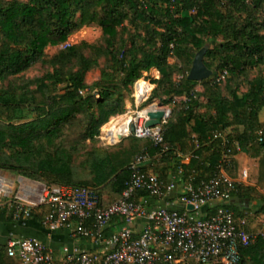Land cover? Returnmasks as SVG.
Segmentation results:
<instances>
[{"label":"trees","instance_id":"obj_1","mask_svg":"<svg viewBox=\"0 0 264 264\" xmlns=\"http://www.w3.org/2000/svg\"><path fill=\"white\" fill-rule=\"evenodd\" d=\"M262 5L264 0H0V83L40 62L53 68L0 89V170L49 187L92 188L103 206L121 196L131 177L130 165L143 152L151 156L153 173L164 180L182 169V181L198 185L220 174L226 154L233 157L223 168L234 177L240 152L260 158L264 175V137L259 139V132L264 134V76L246 77L250 69L264 67ZM86 27L100 29L103 43L66 45ZM129 28L134 34L127 44L121 34ZM61 45L64 50L46 58L47 48ZM88 48L104 56L109 68L91 85L85 83V72L97 62L84 55ZM203 48L204 63L213 75L192 81L188 74ZM74 65L79 68L71 69ZM153 69L160 75L153 93L172 109L164 126L167 150L136 137L87 150L104 124L126 113L134 82ZM224 71L225 80L218 82ZM188 155L190 161L183 162ZM105 189L110 197L103 195ZM140 196L151 207L163 204L147 192ZM258 200L263 203L264 196L239 183L227 206L251 224L264 214V204L257 211L248 209ZM215 210L206 207L202 218ZM45 213L42 207L29 220L42 226ZM0 222H14L8 206L0 207ZM0 249V264H18L6 245ZM241 257L239 264H264V238L242 248Z\"/></svg>","mask_w":264,"mask_h":264},{"label":"built area","instance_id":"obj_2","mask_svg":"<svg viewBox=\"0 0 264 264\" xmlns=\"http://www.w3.org/2000/svg\"><path fill=\"white\" fill-rule=\"evenodd\" d=\"M226 76L224 71L217 81ZM153 91L154 85L147 76L137 79L132 86V106L104 124L96 140L110 147L136 137L167 150L164 126L172 109L150 102ZM160 109L165 112L160 124L147 127L149 114ZM259 134L263 141V132ZM237 149L240 150L239 145ZM191 157H184L183 162L188 163ZM232 157L226 154L224 164ZM150 161L148 152L135 157L125 190L107 206L100 204L99 195L92 188L49 187L23 176L10 177L0 170V207L11 209L14 222L24 224L34 211L45 207L42 227L48 233L66 230L72 237L87 238L101 247L100 252H89L68 245L58 260L43 241L20 237L7 241L8 256L18 260V264H239L241 249L264 238V216L250 226L248 218H237L227 206L239 182L226 173L224 164L220 174L194 185L191 179L182 181V169L168 180L144 171V165ZM243 177L248 178L247 171ZM142 192L163 204L151 207L148 199L140 196ZM175 193L180 196L171 199ZM190 205L193 209H189ZM209 206L216 210L204 219L203 212ZM116 220L123 223L122 227L107 235V229ZM142 221L144 225L138 229L137 224Z\"/></svg>","mask_w":264,"mask_h":264},{"label":"crops","instance_id":"obj_3","mask_svg":"<svg viewBox=\"0 0 264 264\" xmlns=\"http://www.w3.org/2000/svg\"><path fill=\"white\" fill-rule=\"evenodd\" d=\"M159 74V72L156 70ZM147 74V73H145ZM144 74V75H145ZM202 86L199 85L197 90L202 91ZM132 106V100L127 101V109ZM260 119L264 123V110L260 113ZM236 169L239 171V177H232L237 180L239 183H242L245 186H250L256 189V191L264 196V175L259 173L262 172L260 158H252L246 152H240L235 157ZM151 161L146 163L144 167H148V171H152ZM248 172V178L243 177V172ZM239 205V201L235 200ZM264 204L258 200V202H252L248 209L251 207L254 211H257L258 206ZM254 216V215H253ZM264 216V214H262ZM262 216H259L260 218ZM252 218V217H251ZM253 220V218H252ZM258 221L253 220L250 226L256 225ZM144 225V222L137 224L138 229H141ZM122 227L121 222L114 221L110 227L107 229V235H110L112 232L117 231ZM38 238L43 241L47 247L54 253L55 257L60 260L63 257V248L65 246H77L81 250L89 252H100L101 247L95 245L89 239L84 237H72L70 233L66 230H60L55 233H48L39 223L28 220L24 224H19L16 222L12 223H1L0 222V245H6L7 241L11 238Z\"/></svg>","mask_w":264,"mask_h":264},{"label":"rangeland","instance_id":"obj_4","mask_svg":"<svg viewBox=\"0 0 264 264\" xmlns=\"http://www.w3.org/2000/svg\"><path fill=\"white\" fill-rule=\"evenodd\" d=\"M262 12H264V5H262V8H261ZM259 19L260 21H262L264 19V14L260 13L259 14ZM132 34H134L133 32V29H130L129 28V31L125 34H121L122 38L125 39L127 42V44L129 43V40H130V37L133 36ZM82 42H86L88 44H94V43H98L99 45L102 44V40H101V30L98 29V28H83L81 29L80 31H78L77 33L71 35L68 40H67V44L66 45H75V44H79V43H82ZM65 45H61V46H57V47H50V48H47L46 49V58H51L52 56H54L55 54H58L60 51L64 50L65 49ZM84 55L87 57V58H90V59H94L96 60L97 64L94 65L91 69H88L86 72H85V83L88 84V85H91L97 81H99L101 79V76H102V72L103 70L105 69H109L106 67L107 65V61H106V58L102 55H98L95 50H92V49H86L84 50ZM173 63V61H172ZM75 68L78 69L79 66L78 65H74V67H71V69ZM49 71H53V68L48 65V64H43V63H38L36 64L35 66H33L32 68H30L29 70H27L25 73L21 74L20 76H17V77H11L9 78L8 80H5L3 82L0 83V89H4V88H7L10 84H17V83H21L25 80H28V79H32V78H35V77H41L43 76L45 73L49 72ZM145 74V73H144ZM143 76H147L148 80H151L154 87L156 86V84H154L155 80L159 79V74L156 72L155 69L147 72V74H145ZM259 74H262L264 76V67H260V68H257V69H250L249 72H248V75L246 76L248 79H252L254 77H256L257 75ZM175 78L177 79H180V76L178 75H175ZM246 79V78H245ZM245 80H241L242 82V89L245 90L246 87H247V84L244 82ZM64 85H62L63 87ZM131 88V87H130ZM92 91L91 88H88L87 91ZM90 91V92H91ZM160 92L161 90H158V94L157 95H160ZM68 93H69V97L73 96L74 94V90L73 89H70L68 90ZM95 95H97V91H94L93 92ZM160 96L158 97H155V92L153 93L152 97H151V100L150 102H159ZM132 98H128L127 101H131ZM127 103V102H126ZM172 108H173V105H172ZM96 146H101V143L98 142L97 140L92 142V143H89L88 146H87V150H91L93 147H96ZM83 154L82 155H79L76 157V160L75 162L78 163L79 161H81V159L83 158ZM263 168V167H262ZM8 176L10 177H13L15 178L16 174H13V173H9V172H5ZM236 173V177H239V171L236 169L235 171ZM261 174H263V172H259ZM17 185L18 183H16V188H17ZM103 195L107 198V197H110V194H109V190L108 189H105L104 192H103Z\"/></svg>","mask_w":264,"mask_h":264},{"label":"water","instance_id":"obj_5","mask_svg":"<svg viewBox=\"0 0 264 264\" xmlns=\"http://www.w3.org/2000/svg\"><path fill=\"white\" fill-rule=\"evenodd\" d=\"M206 54V48L201 49L195 56L191 70L188 74V78L192 81L201 82L210 78L213 75V71L208 69L204 63V57ZM161 107V106H160ZM150 120L146 123L147 127H153L160 124L161 120L165 117V112L160 109L149 114ZM134 129V127H133ZM189 209H193L190 205Z\"/></svg>","mask_w":264,"mask_h":264}]
</instances>
